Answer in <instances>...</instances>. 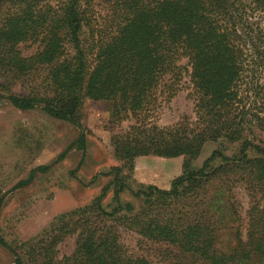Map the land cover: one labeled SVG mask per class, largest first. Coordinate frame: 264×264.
<instances>
[{"label":"trees","instance_id":"16d2710c","mask_svg":"<svg viewBox=\"0 0 264 264\" xmlns=\"http://www.w3.org/2000/svg\"><path fill=\"white\" fill-rule=\"evenodd\" d=\"M2 7L8 11L0 18V103L41 107L80 127L76 143L85 149V101H111L115 124L136 120L115 135L117 158L131 164L139 156L184 157L170 188L151 184L133 191L142 201L137 210L122 203L125 186L118 184L111 209L103 204L104 190L90 204L58 215L32 241L10 242L0 233L14 264L264 260V146L243 134L249 122L264 132V0H0ZM21 44L37 50L24 55ZM184 58L196 120L150 125L161 95L169 100L176 94ZM221 139L241 141L238 153L215 149L194 169L204 145ZM51 167L37 166L16 187ZM239 185L252 198L247 208L237 200ZM4 199L0 193V210ZM224 226L234 239L228 249L221 247ZM68 237L75 247L60 257Z\"/></svg>","mask_w":264,"mask_h":264},{"label":"rangeland","instance_id":"374dc122","mask_svg":"<svg viewBox=\"0 0 264 264\" xmlns=\"http://www.w3.org/2000/svg\"><path fill=\"white\" fill-rule=\"evenodd\" d=\"M7 11V7L0 8V18ZM20 49L24 55H31L37 50V45L21 44ZM181 63L186 69L183 70L180 82L176 84L177 92L169 100L166 99L167 93L161 95L159 105L149 117L150 125L174 126L184 116L196 120V94L190 66L186 58ZM262 69L264 70V66ZM14 89L16 92L23 91L19 86ZM252 100H255L254 97ZM111 111V101H85L82 127L86 147L82 149L76 143L82 132L80 127L50 117L41 107L19 110L9 101H1L0 193L5 195V199L0 210V233L8 241H32L58 215L90 204L104 190L103 204L111 209L114 204V189L118 184L125 186L120 193L122 203H131L134 210H137L142 201L133 195V191L151 184L170 188L172 180L182 174L183 156H139L131 164L117 158L114 154V137L128 130L136 120L130 118L115 124ZM243 134L244 138L264 146V132L254 122L244 125ZM73 143L74 147L59 160L60 154ZM240 144L241 141L231 143L225 139L208 141L200 156L193 161V168H200L215 149H225L228 154H237ZM49 164H52L49 171H36L30 184L16 187L21 180L29 177L34 168ZM115 167L119 168L117 177ZM239 186L235 189L238 192L237 200L247 208L252 198L244 186ZM230 230L228 226L223 228V249L230 248L234 243ZM74 247L75 238L68 237L60 246L59 256L70 254ZM0 264H14L13 255L1 245ZM247 264H264V260L254 256Z\"/></svg>","mask_w":264,"mask_h":264},{"label":"crops","instance_id":"0c3cea01","mask_svg":"<svg viewBox=\"0 0 264 264\" xmlns=\"http://www.w3.org/2000/svg\"><path fill=\"white\" fill-rule=\"evenodd\" d=\"M20 110V109H19Z\"/></svg>","mask_w":264,"mask_h":264}]
</instances>
